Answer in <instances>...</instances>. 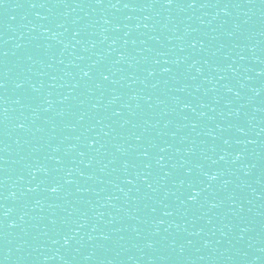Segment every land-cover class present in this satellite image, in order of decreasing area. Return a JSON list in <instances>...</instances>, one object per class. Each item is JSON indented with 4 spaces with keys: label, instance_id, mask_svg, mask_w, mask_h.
<instances>
[{
    "label": "water",
    "instance_id": "1",
    "mask_svg": "<svg viewBox=\"0 0 264 264\" xmlns=\"http://www.w3.org/2000/svg\"><path fill=\"white\" fill-rule=\"evenodd\" d=\"M0 264H264V0H0Z\"/></svg>",
    "mask_w": 264,
    "mask_h": 264
},
{
    "label": "snow or ice",
    "instance_id": "2",
    "mask_svg": "<svg viewBox=\"0 0 264 264\" xmlns=\"http://www.w3.org/2000/svg\"><path fill=\"white\" fill-rule=\"evenodd\" d=\"M168 2H169V3H171V0H168ZM213 178H214V177H213ZM52 191H53V192H55V191H56V189H55V188H53V189H52Z\"/></svg>",
    "mask_w": 264,
    "mask_h": 264
}]
</instances>
